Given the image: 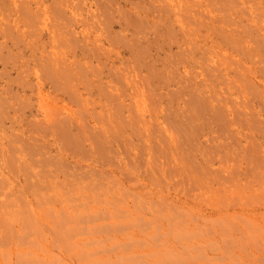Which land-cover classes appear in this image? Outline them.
<instances>
[{"label": "rangeland", "instance_id": "obj_1", "mask_svg": "<svg viewBox=\"0 0 264 264\" xmlns=\"http://www.w3.org/2000/svg\"><path fill=\"white\" fill-rule=\"evenodd\" d=\"M0 264H264V0H0Z\"/></svg>", "mask_w": 264, "mask_h": 264}]
</instances>
